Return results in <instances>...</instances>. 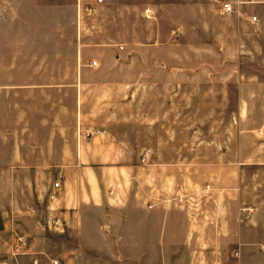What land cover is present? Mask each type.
Segmentation results:
<instances>
[{"label":"rangeland","instance_id":"obj_1","mask_svg":"<svg viewBox=\"0 0 264 264\" xmlns=\"http://www.w3.org/2000/svg\"><path fill=\"white\" fill-rule=\"evenodd\" d=\"M87 1L82 0L85 4ZM124 1L133 2L135 7L130 9L131 19L128 24L116 26V0H103L98 7L86 8L82 23L81 0H0V21L5 23L0 27V86L6 87L0 90V129L5 128L9 135L16 131L19 135H26L0 138V161H16L14 152L19 148L25 159L27 157L26 162L41 166L33 171L22 170L21 174L6 171L2 201L6 205L5 221L11 227L13 220L21 226V235H25L27 246L15 248L14 236L18 237L12 234L13 241L6 248H0V264H53V260L60 264H78L76 261H61L73 248L72 241L66 239L69 233L56 232L47 226L51 194L58 199H76L88 192L81 179H78L83 175L81 169L70 166L68 177L63 180L59 170L49 167L66 157L70 164L77 162L76 151L81 140L78 133L76 85L81 81V75L77 73L75 53L64 48L65 41L69 35H78L82 31L89 46L121 44L123 50L126 49L134 56L131 64L133 71L126 72V68L120 66L125 65L123 58L117 65L116 73L103 78L87 74L84 81L107 82L110 85L133 81L140 85L150 76H158H149L143 72L148 64L152 65L148 60L159 53L156 34L167 39L166 35L174 30V10H167L168 15L164 13L166 11L156 13L157 19L151 21L145 20L143 15V4L169 0H121ZM70 3L79 7L78 13L68 7ZM183 13H180L181 25L178 26L181 27L185 41L177 39L174 42L168 39L163 44L178 43L181 47H167L160 49V52L167 50L164 56L169 60L180 56L181 61L178 63L182 67L206 65L215 74L211 80H206L205 75L201 74L194 80L198 82L197 88L181 91V105L165 107L166 112L171 115L177 113L180 117H170L169 121L160 124L143 123L139 118L143 107L140 103L134 104V114L138 120L131 121V128L126 129L127 121L124 117L129 111L121 100L126 97L124 90L114 88L107 91L104 86L101 89L105 90L95 91L96 96L93 89L82 91L83 112L93 107V103H99L93 110L101 115L99 123L108 129L123 124L125 130L119 139L127 145L121 159L128 174L122 170L117 174L115 170L114 173L111 170L98 171V189L105 193L111 192V179L119 177L140 181L143 173L147 174L148 168L155 171L157 168H171L174 164L191 165L194 178H212L220 187L235 191L240 196L241 202L232 204L233 210H237L238 204L251 207L252 210L243 219L242 236L246 242L254 245L243 253L242 262L264 264V253L258 250L259 244L264 243V165H240L238 143L241 132H250L264 120V102L254 104V95L261 93L259 89L245 88L240 91L237 88L239 81L264 79V3L248 6L244 18L216 16L215 25L209 33H205L203 27L204 31L195 34L191 41L190 30L186 25L188 17ZM251 14L257 16L255 24L247 22L246 18ZM94 38L99 41L91 42ZM207 38L212 41L214 49L200 50ZM114 39L115 42L111 41ZM195 44H198V50H194ZM153 80L157 81L156 78ZM139 85L135 87L134 93L137 98H142L144 93L146 97L152 94L150 97L164 101L170 94L168 90L155 87L145 91ZM241 97L248 101L247 107H240ZM150 108L153 113L159 114L164 107L154 105ZM240 108L242 113L247 108L248 113L242 121L239 118ZM116 112L119 118H110ZM62 124L67 131L65 136L50 138V132ZM52 141L56 146L63 143L69 147V154L51 153L47 143ZM147 145L151 146L153 152L146 154L147 164H144L142 158L147 151L143 152V147ZM252 145L251 138H247L245 150ZM36 146L41 149L37 153L32 152ZM101 156L107 158L109 155ZM58 180L60 188L55 190L53 185ZM57 205L55 203L54 207ZM254 211L256 215H252ZM11 233L10 230L8 241ZM231 252L232 248H228L224 250L226 255L223 256L227 259ZM220 262L233 264L230 259ZM84 264L107 263L84 261ZM148 264H153V261Z\"/></svg>","mask_w":264,"mask_h":264},{"label":"crops","instance_id":"obj_2","mask_svg":"<svg viewBox=\"0 0 264 264\" xmlns=\"http://www.w3.org/2000/svg\"><path fill=\"white\" fill-rule=\"evenodd\" d=\"M221 1L228 2L235 8L238 7L239 13H223ZM237 2H240V4L237 5ZM101 3H97L96 0H88L86 5L81 0V23L84 10L98 7ZM116 3L115 25H127L131 19L130 9L135 5L133 2H121V0H116ZM262 3H264V0H202L201 2L196 0H169L143 4V15L147 21L157 19L156 13L162 11H166L164 13L167 14V10H174L175 13L173 17L174 24L171 22L174 30H171L170 35H166L167 39H164L159 33L156 34L155 42H157L156 48L159 53L148 60L151 61L152 65L148 64L147 67L143 68V72L148 73L149 76L152 74L158 76H148L149 78L142 81L140 85L133 81L111 85L107 82L84 81L87 74H96L99 78H103L116 73L117 65L122 62L123 58L125 65L120 66L125 67L126 72L133 71L131 64L134 56L126 49L123 50L121 44H94L89 46L90 44H87L82 31L78 35H69L64 48L74 51L75 64L78 63L77 73L81 75V81L76 84L80 147L76 151L77 162L74 161L70 164L66 157L65 160L62 158L61 161L51 164L49 167L59 170V176L63 180L67 179V171L70 166L81 169L83 175L78 179H81V183L87 187L88 192L76 199H58L54 194L50 196V206L48 207L50 218L47 226L56 232L63 233L66 231L69 233V238L66 239L72 241L73 244L72 250L61 261H76L78 264L80 261L81 264H84V261H100L101 263L104 261L107 264H148L149 261H153V264H217L218 261L221 264L220 261H229L230 259L233 264H243V253L247 249H251L254 243L246 242L242 236L244 230L242 223L246 213H241L239 208L244 205L238 204L237 210L232 208V204L236 201L241 202L240 196L236 195L235 191H228L226 188L220 187L217 185V181L212 178H194L192 174L194 168H190L191 165L174 164L171 168H157L155 171L148 168L147 174L143 173L140 181L137 179L127 180L128 177L122 179L118 176L119 178L111 179V192L105 193L100 188L98 189V179L96 177L98 171L111 170L114 173L113 170H115L117 174L118 171L122 170L125 171V174H128L127 167L121 159L127 145L119 139L121 132L125 130H123V124L112 129L102 126L99 123L101 115L93 111L99 103H93V107L85 109L83 112L81 102H83V90L93 89L96 96L95 91L105 90L101 88L106 86L107 91L114 88L125 91L126 97L121 100L124 101L123 103L129 111L124 117V120L127 121V124H125L126 129L131 128V121L138 120L134 114V104L139 103L143 108L142 113L139 114L140 117L137 116L143 123L160 124L169 121L170 117L177 119L180 115L177 113L171 115L166 112L165 107L181 105V91L186 88H197L198 82L194 80L199 78L201 74L205 75L203 76L207 78L206 80H211L215 74L206 65L195 66L194 68L182 67L178 63V61H181L180 56L174 57V60H169L164 56L167 50L160 52V49L167 47H181V44L178 43L163 44L168 39H173L174 42L177 39L185 41V38H182L183 35H181L183 34L181 27L178 26V24L181 25L179 23L181 22L180 13L189 12V15L183 14L188 17L186 25L190 30L191 41L195 34H200L204 31V28L205 33H209L215 25L216 16H225L224 18L227 19L244 18L248 6ZM68 7L70 9L74 8L76 13L80 10L73 3L68 4ZM118 11H120V14ZM252 17L256 18L255 21L251 19ZM246 19L249 24H255L258 21L257 16L254 14ZM4 25L5 23L0 21V27ZM127 39L128 36H126L125 41ZM98 41L94 38L91 42ZM111 41L115 42L116 39ZM226 42L229 45V42ZM193 48L198 50V44H195ZM213 49L214 45L209 38L204 40V44L200 46V50ZM93 62L96 64L93 65ZM155 78L157 81L153 80ZM138 85L145 91H150L155 87L168 90L167 92L170 91V94L166 98L164 97V101L150 97L152 94L146 97L144 93L142 98H137L134 97V93L135 87ZM5 88L4 85L0 86V90ZM237 88L240 91L245 88L259 89L261 93L260 95H254V104L258 105L260 102H264V79L258 80L255 78L254 81H239ZM239 100L240 107L249 105L246 99L241 97ZM154 105L164 108L159 114H155L150 108ZM117 114V112L114 113L110 118H119ZM247 116V108L243 113L242 110L240 111L239 118L241 121ZM257 118L256 114L255 119ZM254 128L249 130L248 133L241 132L239 135L240 165H264V120ZM66 132L63 124L58 125L50 132L49 137L63 138ZM22 133H25V131H22ZM11 134L9 135L5 128L0 129V138H6L7 135L26 136L19 135L18 131ZM247 138H251L253 145L250 149L245 150V140ZM47 146L50 147L51 153L68 155L70 152L69 147L63 143L61 146H56L52 141L47 143ZM35 148L32 149V152L37 153L41 149L38 146ZM145 151L150 155L153 149L150 145H147L146 148L143 147V152ZM14 153L16 154V161L11 163L0 161V248H6V245L13 241L12 234H14L18 237L14 236V247L21 249L27 246L24 241L25 235H21V226L13 220L11 227L9 222H7V225L5 221L7 217L6 205L2 202L5 194V175L7 170L21 174L22 170L33 171V169H39L41 166L26 162L27 157L25 159L19 148ZM222 153H224V150H222ZM103 154L109 156L105 158L101 156ZM143 163L147 164V162ZM178 196H184L183 202L179 203L176 200ZM54 202L56 205L58 204L55 207ZM149 205H152V207L149 208ZM15 210L13 209V211ZM255 212L252 215H256ZM55 220L58 223L52 226ZM10 230L13 233H11L10 241H8L7 236H9ZM228 248H232L233 252L226 259L223 255H226L224 250ZM258 250L264 253V243L259 244Z\"/></svg>","mask_w":264,"mask_h":264},{"label":"built area","instance_id":"obj_3","mask_svg":"<svg viewBox=\"0 0 264 264\" xmlns=\"http://www.w3.org/2000/svg\"><path fill=\"white\" fill-rule=\"evenodd\" d=\"M102 1H103V0H96L97 3H101ZM210 1H216V0H210ZM239 4H240V2H237V5H239ZM221 9H222L223 13H225V14L239 13V9H238V7L235 8L234 6H232V5H231L230 3H228V2H222V1H221ZM251 19H252L253 21H255L256 18H255V17H252ZM92 64L95 65L96 63L93 62ZM146 154H147V153H145L144 157L142 158V162H145ZM53 187H54L55 190H59V188H60V183H59V182L54 183ZM183 199H184V196H181V197L178 196V197H176V200H177L179 203L183 202ZM148 207L151 208L152 205H149ZM251 210H252V209H251V207H249V206H243V207H240V208H239V211H240L241 213H249ZM54 222H55L56 224L58 223L57 220H55ZM236 254H237V253H236ZM53 264H59V262L56 261V260H53Z\"/></svg>","mask_w":264,"mask_h":264}]
</instances>
